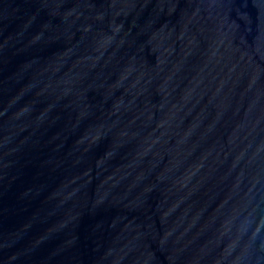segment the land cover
<instances>
[{"label": "water", "instance_id": "95a60500", "mask_svg": "<svg viewBox=\"0 0 264 264\" xmlns=\"http://www.w3.org/2000/svg\"><path fill=\"white\" fill-rule=\"evenodd\" d=\"M0 264H264V0H0Z\"/></svg>", "mask_w": 264, "mask_h": 264}]
</instances>
